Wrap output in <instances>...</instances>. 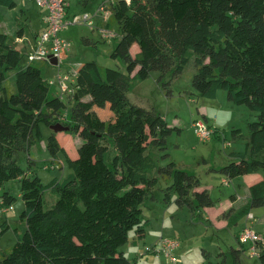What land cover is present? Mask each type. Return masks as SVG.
Listing matches in <instances>:
<instances>
[{
    "label": "trees",
    "instance_id": "16d2710c",
    "mask_svg": "<svg viewBox=\"0 0 264 264\" xmlns=\"http://www.w3.org/2000/svg\"><path fill=\"white\" fill-rule=\"evenodd\" d=\"M0 5L12 9L17 3L0 0ZM115 25L121 37L111 56L125 63L126 72L85 62L76 72L71 111L61 96L51 94L42 68L35 61L24 63L30 51L18 49L0 32V206L10 207L17 199L7 187L12 180L21 183L25 203L15 228L17 242L8 252L0 247V264L136 263L121 248L133 229L145 236L144 205L162 179L169 183L167 203L176 194L179 207L193 212L216 205L208 189L199 190L197 176L174 161L158 166L149 151L166 149L167 138L181 131L155 108L128 96L153 71L160 73V81L169 74L177 78L194 57L192 85L200 97L214 99L225 90L230 101L257 115L248 123L246 150L231 152L232 161L220 173L234 179L264 169L258 158L264 152V0H118L106 23L111 29ZM23 33L22 25L18 35ZM84 42L90 43L87 38ZM135 44L139 50L133 55ZM10 71L15 72L14 91L5 84ZM66 112V120L60 121ZM56 123L69 126L83 142L78 157L71 158L52 131L47 149L54 158L63 154L70 172L46 184L33 173L30 150L43 140L42 125ZM106 140L117 151L111 163L106 161ZM22 152L29 155L27 170L19 163ZM152 170L158 175H150ZM48 189L58 197L46 209ZM249 195L248 204L229 223L264 206V180L252 184ZM8 228L4 221L0 240ZM242 229L235 234L240 246L231 249L233 264H244ZM257 246L264 264V244Z\"/></svg>",
    "mask_w": 264,
    "mask_h": 264
},
{
    "label": "rangeland",
    "instance_id": "374dc122",
    "mask_svg": "<svg viewBox=\"0 0 264 264\" xmlns=\"http://www.w3.org/2000/svg\"><path fill=\"white\" fill-rule=\"evenodd\" d=\"M16 1L17 6L12 9L0 5V32L7 33L10 43L25 52L33 45L35 34L44 28L47 9L33 1ZM85 1L68 0L70 5L68 17L73 18L85 12L92 16L104 0H88L87 4L84 3ZM22 25L25 36L22 41L19 39L15 42ZM103 25H105L104 19L99 14L93 18L94 28L87 22L68 25L60 33L61 37L70 43L69 51L61 60V66L44 61L34 62L42 68L44 78L54 82L50 85L52 95L60 96L61 94L57 80L59 73H70L73 75L72 80L75 81L78 68L88 61L94 60L102 68H118L126 72L125 63L111 56L121 37L119 28L117 25L112 28L116 33L115 38L106 39L99 30V27ZM84 38L89 39L90 43L86 44ZM138 50L139 46L135 44L131 52L134 55ZM27 62L29 60L25 56L24 63ZM196 71L194 57L187 64L181 76L177 78L173 79L169 74L160 81V73L153 71L145 81L140 82L130 91L128 96L131 101L139 105L155 108L164 115L170 126H177L181 129V131L174 130L167 138L166 149L151 147L149 151L157 160L158 166H165L174 161L179 168L197 176L200 179L199 190L208 189L216 200V209L205 213L204 210L193 212L187 206L179 207L176 194H172L171 201L167 203L164 197L165 188L169 183L162 179L144 205L146 236L139 238L136 229H133L129 234L128 243L121 248L122 251H126L132 262L136 261L133 264H211L223 260L226 264H233L231 249L240 246L235 234L244 221L239 220L240 222L232 224V222L229 223L232 221L231 218H227L224 224L223 214L220 213L219 218L217 210L225 205L226 200H231L233 194L238 193L242 197L245 196L246 189L241 176L229 179L220 173V169L232 161L231 152L246 150L250 135L248 123L256 120L257 115L246 105L230 101L225 90H220L214 99L200 97L192 85ZM68 83L70 84L71 81ZM5 84L11 91H14V71L8 73ZM62 99L66 102L68 111H71L73 108V102L69 101L71 95L64 94ZM102 112L98 115H103ZM66 117L67 112L59 120H66ZM206 118L214 133L211 140L202 142L195 134L192 123L194 119L205 120ZM237 129L240 130L239 133L236 132ZM42 131L43 140L32 147L30 157L35 162L33 173L39 175L47 184L55 177H66L70 169L63 154L59 156L62 168L55 166L56 162L52 161L54 157L47 149L48 137L53 130L47 125H42ZM59 140L72 157H78V148L83 142L78 134L60 131ZM105 144L110 145L106 161L111 163L117 151L107 140ZM18 157L20 165L27 170L29 155L22 152ZM258 158L264 161V152ZM51 165L52 167L47 168ZM261 170L264 174V169ZM150 175H158V172L152 170ZM224 179L228 180V183H224ZM7 187H10L17 199L7 212L0 215V231L4 221L10 224V228L1 235V252H8L17 242L18 236L15 228L18 226L20 214L25 207L20 194L21 183L18 180H12L7 183ZM57 197L58 194L53 189L46 190L45 208L52 207ZM254 211L257 212V209L254 208ZM251 222L253 220L249 222V225L252 224ZM162 237L180 240L181 247L175 254L178 261L172 262L161 253L147 252L146 247L157 248ZM243 244L246 247L242 256L244 264H261L258 255H254L251 250V243Z\"/></svg>",
    "mask_w": 264,
    "mask_h": 264
},
{
    "label": "built area",
    "instance_id": "2783aa9c",
    "mask_svg": "<svg viewBox=\"0 0 264 264\" xmlns=\"http://www.w3.org/2000/svg\"><path fill=\"white\" fill-rule=\"evenodd\" d=\"M34 1L38 5L47 9V14L44 17L45 27L38 33L34 39L33 46L28 54L29 61H48L50 62V57H58V65L61 66V60L63 53L69 51L70 43L61 37L60 33L66 29V27L72 23L87 22L93 26V18L98 14L104 19L105 25L99 27L102 36L106 39L115 38L116 33L113 29L108 28L106 23L112 16V6L118 0H104L103 3L98 8L97 12L94 15H90L88 12H85L83 15H75L73 18L68 17L69 2L68 0H29ZM129 2L130 0H126ZM72 74H61L58 75V83L60 86L62 97L64 94L73 95L75 92L74 80H72ZM68 81H71L69 84ZM50 84L54 82L49 81ZM192 126L194 128L195 134L198 139L202 142H207L211 140L214 130L210 127L204 120L196 119L193 121ZM225 183L228 180H224ZM11 207V206H10ZM7 206H0V215L3 212L8 211ZM249 219H254L253 214H248ZM240 241L243 243L250 242L251 250L254 255L259 254V249L257 244H264V236L257 232L255 228L251 225L245 226L239 237ZM158 247H146L147 252H153L155 254H164L172 262L178 261L177 256L175 255L178 249L181 247V242L177 238H164L162 237L159 240L157 245Z\"/></svg>",
    "mask_w": 264,
    "mask_h": 264
},
{
    "label": "crops",
    "instance_id": "0c3cea01",
    "mask_svg": "<svg viewBox=\"0 0 264 264\" xmlns=\"http://www.w3.org/2000/svg\"><path fill=\"white\" fill-rule=\"evenodd\" d=\"M16 1V0H15ZM27 1H29V0H27ZM34 2V1H33ZM16 3H17V1H16ZM16 8V7H15ZM68 13H69V10H68ZM0 24H1V22H0ZM3 27H4V25H3ZM45 27V26H44ZM44 29V28H43ZM42 29V30H43ZM41 32V31H40ZM39 32H37L36 34H35V37H36V35L38 34ZM24 36H25V33H23V36H19L18 34H17V39L15 40V42H17L19 39H20V41H22L23 40V38H24ZM35 37H34V39H35ZM19 41V42H20ZM30 45H31V43H30ZM32 46L33 45H31L29 48H27L28 49V51H30L31 50V48H32ZM26 48V47H25ZM59 133L60 132H56V134H57V137H58V139H59ZM60 141V140H59ZM60 143H61V141H60ZM62 145V144H61ZM63 146V145H62ZM64 147V146H63ZM32 149V148H31ZM67 151V150H66ZM30 152H31V150H30ZM68 152V151H67ZM68 154H69V152H68ZM69 156L71 157V158H75V157H72L70 154H69ZM52 161H54V162H56V164H55V166H58V167H60V168H62L61 167V161L59 160V158H54ZM61 164V165H60ZM63 166V165H62ZM262 170H259V171H257V172H254V173H250V174H245V175H243V176H241L242 177V181L244 182V187H245V189H246V195L245 196H241V195H239L238 193L237 194H233L232 195V197H231V200H226L225 201V205L224 206H222L219 210H217V216L219 215V218H220V216H221V214H223L222 215V217H223V222H224V224H225V219H227V218H234L235 216H237V214L240 212V210L242 209V208H244V206H246L247 204H248V202H249V199H250V195H249V188H250V186L252 185V184H254V183H256V182H258V181H261V180H264V174H262V172H261ZM69 174V173H68ZM240 177V178H241ZM225 180V179H224ZM224 180H223V182H224ZM225 183V182H224ZM228 183V182H227ZM211 209H216V205L215 206H213V207H206V208H203V210H204V212L205 213H208ZM255 209H257V212H255L254 211V208L253 209H251L250 210V214H253V216H254V219H249L248 218V214L247 215H245L244 217H241V219H240V221H244V223L241 225V227L239 228V230H241L242 228H244L245 226H247V225H249V222L250 221H252L253 220V222H251L252 224H250L251 226H253L254 228H255V230L257 231V232H259L260 234H262L263 236H264V206H262V207H258V208H255ZM231 211V212H230ZM221 213V214H220ZM225 213V214H224ZM227 216V217H226ZM210 217V216H209ZM239 221V222H240ZM138 235V234H137ZM139 236V235H138ZM145 236H146V234H145ZM144 236V237H145ZM140 238V237H139ZM126 255H127V253H126V251H123ZM128 256V255H127Z\"/></svg>",
    "mask_w": 264,
    "mask_h": 264
},
{
    "label": "water",
    "instance_id": "95a60500",
    "mask_svg": "<svg viewBox=\"0 0 264 264\" xmlns=\"http://www.w3.org/2000/svg\"><path fill=\"white\" fill-rule=\"evenodd\" d=\"M58 62H59L58 57H56V56L50 57V63L52 65H58ZM51 129L55 132H60V131H69L70 127L66 126L62 123H56V124L51 126Z\"/></svg>",
    "mask_w": 264,
    "mask_h": 264
}]
</instances>
